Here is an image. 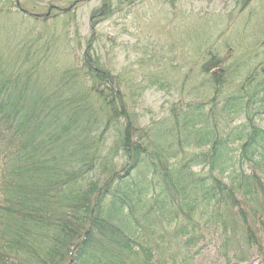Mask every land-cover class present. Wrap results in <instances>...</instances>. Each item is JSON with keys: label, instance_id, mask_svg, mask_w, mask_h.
I'll list each match as a JSON object with an SVG mask.
<instances>
[{"label": "trees", "instance_id": "trees-1", "mask_svg": "<svg viewBox=\"0 0 264 264\" xmlns=\"http://www.w3.org/2000/svg\"><path fill=\"white\" fill-rule=\"evenodd\" d=\"M28 40L0 66V264H194L212 231L264 264V51L215 41L182 81L156 66L150 87L178 100L146 119L94 40L62 71Z\"/></svg>", "mask_w": 264, "mask_h": 264}, {"label": "rangeland", "instance_id": "rangeland-1", "mask_svg": "<svg viewBox=\"0 0 264 264\" xmlns=\"http://www.w3.org/2000/svg\"><path fill=\"white\" fill-rule=\"evenodd\" d=\"M105 1L0 0V11H4L0 24L14 26L1 32L4 64L0 66L10 71L14 63L22 64L16 62V56L19 50L27 54L22 45L28 38L36 48L42 47L40 58L50 56L43 64L62 71L83 64L88 43L94 40L93 54L100 56L106 69L119 75L125 85L132 79L127 93L142 92L139 109L149 119L178 100L176 91L150 87L146 74L152 75L156 66H164L169 77L182 81L186 66L200 60L215 41L227 45L226 56L230 53L238 59L264 51V0H248L244 10L239 5L243 0H113L116 12L106 20L100 16L103 20L92 30L93 15L103 9ZM177 59L182 61L178 64ZM178 65L181 72L176 71ZM4 153L0 148V162ZM218 241L220 234L205 235L197 264H259L258 256L249 262L233 255L228 258Z\"/></svg>", "mask_w": 264, "mask_h": 264}, {"label": "water", "instance_id": "water-1", "mask_svg": "<svg viewBox=\"0 0 264 264\" xmlns=\"http://www.w3.org/2000/svg\"><path fill=\"white\" fill-rule=\"evenodd\" d=\"M30 14H32V15H36V14H34V13H30Z\"/></svg>", "mask_w": 264, "mask_h": 264}, {"label": "bare ground", "instance_id": "bare-ground-1", "mask_svg": "<svg viewBox=\"0 0 264 264\" xmlns=\"http://www.w3.org/2000/svg\"><path fill=\"white\" fill-rule=\"evenodd\" d=\"M95 46V45H94ZM90 48V47H89Z\"/></svg>", "mask_w": 264, "mask_h": 264}]
</instances>
